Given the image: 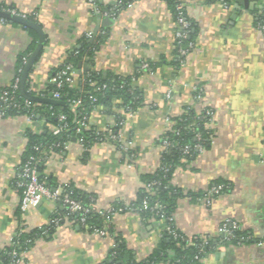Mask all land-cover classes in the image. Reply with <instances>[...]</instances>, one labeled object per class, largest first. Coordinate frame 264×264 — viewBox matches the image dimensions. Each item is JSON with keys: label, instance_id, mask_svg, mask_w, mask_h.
<instances>
[{"label": "crops", "instance_id": "1", "mask_svg": "<svg viewBox=\"0 0 264 264\" xmlns=\"http://www.w3.org/2000/svg\"><path fill=\"white\" fill-rule=\"evenodd\" d=\"M179 1L197 27L183 66H178L176 54L179 25L164 0H136L118 9L115 17L110 14L121 0L99 5L89 0H0L2 10L32 18L45 34L27 84L33 95L47 90L55 69L82 40L104 37L91 66L104 76H132L144 63L163 61L138 79L143 106L122 113V125L115 109L99 106L91 113L88 125L102 132L116 128V138L108 136L88 152L72 138L62 152L47 156L44 174L58 186L94 196L102 210L116 203L129 205L143 186L141 177L160 168L165 147L159 143L172 130L173 120L188 108L209 110L211 146L178 168L172 179L184 193L204 196L181 199L172 226L188 239L215 238L224 222L236 223L252 243L220 247L202 264H264V30L256 25L264 0H250L253 10L237 8V0H228V7L218 0ZM105 18L113 24L105 27ZM38 40L24 26L0 21V96L18 79L20 58L25 65ZM76 73L77 84L82 73ZM53 127L39 115L5 116L0 107V250L11 245L20 228L42 229L62 210L50 202L26 214L21 210L19 175L27 134L45 136ZM217 187L222 192L209 195ZM112 222L116 235L102 236L64 221L52 235L36 241L21 264H107L118 244L116 236L143 262L170 227L165 219L130 211L116 214Z\"/></svg>", "mask_w": 264, "mask_h": 264}, {"label": "trees", "instance_id": "2", "mask_svg": "<svg viewBox=\"0 0 264 264\" xmlns=\"http://www.w3.org/2000/svg\"><path fill=\"white\" fill-rule=\"evenodd\" d=\"M134 1L136 0H121L118 9L127 7L128 4ZM164 1L173 11L174 18L177 22L178 18L182 15L186 16L191 21V26L187 30V38L178 40L177 42L176 54L179 57L177 64L180 66L181 61H184L185 57L181 58L179 56V50H188L190 45L194 43L197 35V27L189 17L186 9L183 13L178 10L179 5H182L179 0ZM97 4L99 5L100 2L97 1ZM0 10H2L1 7ZM256 17V25L258 27L264 26V10L259 12ZM29 20L34 21L32 18H29ZM0 21L15 24L2 18H0ZM28 31L36 35L35 31L29 28ZM103 40L104 37L101 36L96 38L93 42L90 40H82L80 47L75 48L68 54L64 62V67L71 65L79 72L81 68H83V72H81L82 75L77 80V84L74 83L71 85L64 82L60 88H58L56 84H49L47 90L39 95L49 98L52 97L53 92H58L61 95V101L64 105L51 106L48 104L32 103L30 107H26L25 98L19 93L18 103L20 108L10 107L6 109L0 99V107L5 116L21 114L33 115L36 118L39 115L54 126L60 124L59 116L64 115L66 117L63 122L65 130L60 135H54L53 132H49L45 136L34 135L31 132L27 134L28 146L23 157V164L31 157L40 156L41 151H46V156L51 152H62L65 145L72 138H76L79 141L83 140L82 144L86 152H88L95 143L104 141L106 137L109 136L108 132H102L92 125H88V128H81L80 132L77 130L79 128L77 122L86 119L89 123L91 113L99 106H105L108 109H115L116 112L118 111L117 113L115 112L118 123L124 121L125 117L122 113L136 112L143 106V94L136 83L145 72L155 71L163 64V61L162 63L149 62L148 69L139 70L132 76L124 77L112 74L104 76L91 67L96 53L100 50L104 42ZM35 48L36 46L33 44L28 53H31ZM85 64H88V68H85ZM20 65L21 70L24 67L23 56L20 58ZM61 69L62 66L56 68L54 76ZM18 78H21V72H19ZM78 100L81 101V105L76 109V112H72V102ZM119 110L122 112H119ZM203 112L204 111L199 113L196 109L188 108L182 116L173 120L174 126L172 130L167 133L159 143L165 147L160 168L152 174L143 175L141 177L143 186L133 203L129 205L116 203L111 208L115 211L122 210V213L133 210L134 213L146 219H165L170 224L169 219L173 217L181 199L185 197L198 199L204 196V194L201 193H184V191L172 184L174 173L178 168L192 163L202 151L211 146L214 138V131L210 128L211 117ZM115 129L116 128L111 129L113 133ZM166 142L168 146H165ZM197 145H200L202 149H196ZM186 147H189L188 152L185 150ZM44 171L45 162L38 167L40 179L44 181L49 188H57L58 185L52 178L47 177ZM20 190L21 192L24 191L23 188H20ZM65 193L72 199L81 202L86 207H93L96 204L94 196L83 193L73 186L69 185L66 187L64 194ZM145 204L148 206L146 209H144ZM66 214L67 210H61L54 214L51 220L59 216H65ZM105 218L97 213L87 214L86 223L88 228L81 225L80 214L71 215L69 221H73L74 226H79L85 232L94 233L95 229L105 228ZM170 226H172V224H170ZM56 228L57 227L52 223L42 229L33 231L20 228L11 242V245L0 250V264H12L15 260L13 257L14 255H17V257L22 260V255L32 248L36 241L41 238H46L48 235H52ZM172 228L174 229L173 226ZM106 230L109 234L116 235L113 222L106 227ZM116 238L118 244L112 251L109 263L107 264H202V261L208 257V255L220 247H227L231 244L242 245L252 243V239H249L248 234L241 229L234 231L233 235L227 239L222 235H218L215 238L205 236H197L191 239L185 238L184 236L175 238L168 232L164 239L160 241L152 255L147 260L138 262L127 248L124 241L117 236Z\"/></svg>", "mask_w": 264, "mask_h": 264}, {"label": "built area", "instance_id": "3", "mask_svg": "<svg viewBox=\"0 0 264 264\" xmlns=\"http://www.w3.org/2000/svg\"><path fill=\"white\" fill-rule=\"evenodd\" d=\"M97 1H103V0H89L90 3L94 4ZM222 5L228 7V2L227 0H218ZM120 6V2L116 3L115 10L111 12V16L115 17L116 12L118 11V7ZM186 7L184 5H179L178 10L181 11L182 13L185 11ZM181 13V15H182ZM13 14V13H12ZM106 16L108 13H105ZM110 16V17H111ZM178 25H179V32H178V40H184L188 36V29L191 26V21L186 17V16H180L178 18ZM260 29L264 30V26H260ZM89 38H93V34H88ZM187 50H179V56L181 58L186 57ZM27 60H25V63ZM185 61H181V66H183ZM62 69L56 73V75L51 79V84H56L58 88H60L64 82L68 84H74L75 78L77 75V71L73 68L71 65H67L64 67V63L61 65ZM149 68L148 63L143 64V69L146 70ZM83 72V68H81V71ZM20 93V78H18L12 86L9 88L5 89L1 96L0 99L2 101V104L4 108H20V105L18 103V94ZM52 98L55 100H61V95L58 92H53L52 93ZM32 105V102L28 101L25 99V106L30 107ZM81 105V101H74L72 102L71 105V111L76 112V109ZM202 111L205 112L206 115L211 117L212 121V112L203 109L201 111H198L199 113H202ZM203 112V113H204ZM32 116V115H31ZM66 117L64 115L59 116V121L60 124L58 126H54L52 128V132L54 135H60L61 133L64 132V124L63 122L65 121ZM79 125V128L77 129L78 132L81 131V128H88V122L87 120H83L80 122H77ZM123 124V121L120 122V125ZM108 134L111 138H116L113 135V131L110 129L108 131ZM200 138V137H199ZM81 143H83V140H80ZM165 146H168V143H165ZM196 149L201 150V146L197 145ZM39 150V149H37ZM186 152H188L189 147L185 148ZM41 151V150H40ZM40 156L38 157H31L28 159L23 165L20 173V181H19V186L24 189L23 195H22V203H21V210L24 214H26L29 210L32 208H35L39 206L40 204L44 202H50L53 205H58L59 207H62V210H67V214L65 216H59L53 220L50 221L54 226L58 227L64 221L68 222L70 225L74 224L73 221H69V217L71 215L75 214H80L81 219L80 223L83 227H87L86 223V215L91 214V213H97L100 214L105 218L104 220V225L105 228L103 229H95L94 233L98 235H107V230L106 227L109 226V224L113 221V218L116 214L122 213V210L115 211L113 208H108L105 210H102L100 208H97L96 205L93 207H86L84 206L81 202H78L74 199H72L68 194H64L65 188L68 187L67 185L65 186H57L55 189H51L48 187V185L40 179L39 172H38V167L48 159L46 156L47 152L46 151H41ZM223 187H217L213 188L210 192L209 195H215L219 194L222 192ZM148 206L147 204L144 205V209H146ZM130 212H133L131 210ZM170 224H172L173 219H169ZM169 224V225H170ZM240 229V227L233 222L226 221L224 222L221 227L218 230V235H222L224 238H229L233 235L234 231ZM168 232H170L175 238L182 237L175 229L170 226L168 228ZM15 260L13 261L12 264H21L22 260L17 257V255L13 256Z\"/></svg>", "mask_w": 264, "mask_h": 264}, {"label": "water", "instance_id": "4", "mask_svg": "<svg viewBox=\"0 0 264 264\" xmlns=\"http://www.w3.org/2000/svg\"><path fill=\"white\" fill-rule=\"evenodd\" d=\"M237 8L245 7L247 9L253 10L255 7V4L250 2V0H237ZM0 18L4 20H8L10 22L22 25L26 28H29L31 30H34L38 36V44L32 54L29 56L27 62L25 63L22 71H21V78H20V94L23 98L26 100L37 103V104H48L51 106H62L64 103L61 100H55L52 97L45 98L37 95H33L28 91V80L30 78V74L35 67L38 59L40 58L44 46H45V34L42 30V28L34 21L29 20L28 18H25L23 16H19L16 14H12L10 12L0 10ZM98 18H101L99 16ZM113 24V21L111 18H105L103 25L110 26Z\"/></svg>", "mask_w": 264, "mask_h": 264}]
</instances>
